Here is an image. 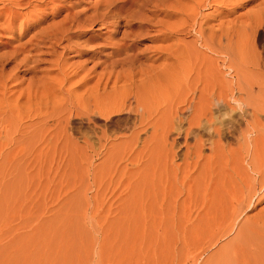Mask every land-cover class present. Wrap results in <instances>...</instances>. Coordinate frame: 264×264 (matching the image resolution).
Segmentation results:
<instances>
[{"label":"rangeland","instance_id":"374dc122","mask_svg":"<svg viewBox=\"0 0 264 264\" xmlns=\"http://www.w3.org/2000/svg\"><path fill=\"white\" fill-rule=\"evenodd\" d=\"M164 1L168 7L163 5L164 2H159L157 9L167 10L172 16H167L166 11L153 12L156 8L148 6L141 12V17L155 27L150 32L144 31L143 36L135 41H128L132 44L131 54H145L135 67L146 69L148 66L147 69H154L158 73L161 70L168 73L172 67L169 71L171 76L176 73L173 77L177 80L180 72L183 73L180 75H183V82L186 80L184 83H187L189 88L190 83H193L190 79L194 78L198 71L200 76L195 77L197 80L193 79L195 82L201 75L204 76L205 66L215 63L219 65H212L214 71L215 67L218 68V74L215 72L214 76L216 79L213 78L218 85L217 91L222 90L223 81V86H230L232 81L231 87L235 96L228 98L230 106L235 108L231 110L230 106L226 105L229 108L227 109L221 104V110L218 111L222 112L217 111L216 115L229 112L228 116L232 115L230 118H240L241 110L238 109L240 106L244 108V105L234 100L239 93V83L244 87L245 93H239L243 99L255 91L251 95L255 98L252 101L264 103V72L256 71L248 65V61L252 59L249 61L251 63L255 56L253 35L249 31L250 22L255 20L257 12L259 15L262 11L259 4L264 0H224L222 3L219 2L223 0H207L198 9L197 18L193 16L197 0ZM32 2L33 5L26 9L16 7L17 11L19 9L23 14L15 21L13 32L0 29V264H264V189L258 193L260 199L257 203L244 208L240 216L237 214L239 218L234 216L229 219V211H222L216 203L220 199L219 196H213L214 201L218 197L215 202L212 200L216 203L214 207L211 206V200H205L203 182L205 185L206 180L203 179V169L196 165L183 170L184 155L188 153V146L193 147L195 144L193 137L186 140L184 135L178 136L172 131L160 132L157 135L144 131L146 133L143 132L138 139L133 125L134 117H130L126 112L114 113L111 118L98 116V119L93 121L86 116V100L94 96L95 84L105 73L107 61H104L113 51L108 42L111 38L113 41L118 40L124 33L142 29L129 27L128 20L122 16L116 33L112 31L114 27L102 24L85 28H78L75 24L71 33L66 36L60 32L68 25L65 21L75 13L82 19L93 15L96 10L110 6L112 16L127 10L129 1ZM124 6L125 9H118ZM134 9L139 10L137 6ZM29 12L31 15H24ZM201 26L205 28V36L202 31L200 34ZM212 26L214 29L219 27L218 31L227 27L224 31L232 32L231 44L237 53H234L232 59L220 52L221 48L217 44V48L213 49L215 45L212 46L208 34L211 28L213 29ZM56 30L59 34L52 39L41 42L42 39L38 38L50 36ZM227 42L230 43L229 40L225 43ZM257 43L258 52L264 47V39ZM36 45L41 49L35 50ZM195 46L198 50H194ZM82 48L87 51L83 53L78 50ZM170 50L176 51L174 53ZM181 50L184 54L180 53L183 56L178 60L176 58L179 54L176 52H182ZM155 56L159 59L155 60ZM146 58H150V63ZM245 58H248V61ZM178 62L183 64L182 68ZM140 63L142 65H138ZM174 64L176 69L180 68V71L177 70L179 74L176 71L172 74ZM229 64H235L232 70ZM184 67H192L194 72L188 75L187 72L191 70L189 68L185 71ZM61 70L67 72L63 71V74ZM69 71L70 74L73 73V78L67 81L64 75L70 76ZM229 71L231 73H228ZM139 76L141 75L137 78ZM217 78H220L218 81H222V84L216 81ZM84 79H87V82L82 84ZM123 80L124 78L119 79L117 89H114L111 81L106 94L101 92L103 90L99 91V103L104 101L101 105L110 109L118 88L123 89L124 85L129 84V81L127 83ZM75 82L78 84L74 85ZM195 82L194 84L197 83ZM198 82V86L203 87V80L199 79ZM70 86L76 87L71 89ZM255 86L257 87L253 89ZM231 87L229 91H232ZM60 88H66V92ZM101 94L107 95L108 100L105 99L106 96L103 100ZM260 94L263 97L259 99L256 96ZM76 98L78 99L75 100ZM53 99L58 101L53 102ZM74 100L76 105L78 102L86 103V106H82L85 110L78 106L77 110L73 105ZM259 105L264 104L261 102ZM70 108L75 110L70 111ZM172 120L160 122L171 125ZM262 121L264 123V114ZM182 126L186 128L187 123L184 122ZM218 127L219 125L216 126ZM242 128H245L244 121ZM262 129L264 131V126ZM230 140L224 142L225 145L239 146L236 144L238 141ZM240 141L242 144L243 140ZM143 142H148L150 148L142 151V146L145 145ZM172 147L176 154L167 162L166 155ZM211 147L209 142L203 148L202 153L207 158H204L201 164H205L209 159L210 163L206 164L213 168V172H209L210 176L212 174L215 177L212 178V183L210 182L212 187L205 190L213 195V189L216 193L221 180L223 181V177L220 178L223 175L219 176L222 174L220 163H229L232 160L229 159L227 150L226 157L229 161L222 157L223 162L218 164L216 158L221 155L217 151L212 152ZM222 155L224 156V153ZM188 162L197 163L195 159H189ZM173 164L181 166L182 169L174 172ZM244 165L248 167L246 162ZM251 230L255 233L254 236Z\"/></svg>","mask_w":264,"mask_h":264},{"label":"bare ground","instance_id":"6f19581e","mask_svg":"<svg viewBox=\"0 0 264 264\" xmlns=\"http://www.w3.org/2000/svg\"><path fill=\"white\" fill-rule=\"evenodd\" d=\"M32 1L33 0H0V5H1L0 6V22H1L0 29L2 31H4V32L5 31L13 32L14 25H16L15 21H17L18 17L21 14H23L21 12V10H20L21 13L19 12V9L17 11L16 7L20 6V8L26 9V8L31 7L33 5ZM126 1L127 2L129 1L128 2L129 6H128L127 10L121 11V13L114 14L112 16L110 15V13H112V10L110 9V6H106V7L102 8V9H100L99 11L96 10L93 13V15H91V16L87 15L88 17L86 16V18H82V19H80L77 16L79 14L75 15L76 14L75 13L74 16H71L68 21L67 20L65 21L68 25H67V27L64 26V29L61 30V32H60L62 34H65L64 36H66V34L71 33V31H72L73 27L75 26V24H76V26L78 28H83V27L85 28V26H93V25H96V24H102V26L104 25V26H108V27L109 26L110 27H114L113 28L114 30H112V31H113V33H116V31H118V24L120 23V20H121L122 16L126 20H128V22H129L128 26L129 27H135L136 29L141 28L143 30V31L142 30L140 31L139 29L138 30H132L129 33H124L122 35V37L119 38L118 40L113 41L112 38H111V40L109 42L107 41L109 43L108 45H110V46L112 45L111 48L113 49V51H112L111 54H109V55L107 54L109 57L106 60L104 59L105 60L104 62L107 61L108 63L107 62L105 63V67H104L105 73L102 74L100 77L98 76L99 80H97L98 82H97V84H95L96 85L94 87L95 91L93 90L95 92L93 94L94 96L91 97L90 99L88 98V100H86V103H87V111H86L87 115L86 116H89L92 119V121H93V119L97 118L98 116H106V117H110L111 118L114 113L119 114V113H122V112H126L127 115H129L130 117H134V124L133 125L135 127V130L137 131V135L136 136H137L138 139L140 138V135H142V133L144 131L151 132V133H153V135H157L160 132L169 133V132L172 131V132H175L178 136L184 135L186 140L188 138H190V137H193V139L195 141V144H194L193 147L188 146V153H185V155H184L185 156V167H184L183 170H185L187 167H195L196 165H199L200 166L199 169H203L202 173H203L204 177H203V175H202V177H203V179L206 180L205 185H204V182H203L204 192L206 193V195L204 197L205 200L206 201L211 200V202H212L211 206L212 207H214L215 206L214 204L217 203V205H219V207L222 209V211H224V210L225 211L226 210L229 211V212L226 211L228 213V215H230L229 219H231L234 216L235 217H238V215L240 216L241 212L243 213V209L244 208L246 209V208H248L250 206H253L255 203H257L256 201L258 199H260V198H258L259 197L258 193L261 192L264 189V134H263L264 131H262L263 130L262 128L264 126V123H262L263 122L262 121V116L264 114V105H259V104H261V102H262V104H264L263 101H261V100H258V101H261V102L252 101V99L254 100L255 98H252L251 95H253L255 91L253 92L251 89L250 90L252 91L253 94L247 95V98L243 99L244 97L240 96L241 94H239V93L240 92L242 93V91L245 93V91H244V87L242 88V86H240L241 83H239V84H237V85H239L237 87V90L239 91V93L236 96V99H234V100L237 101V103H239L241 105H244V108L242 106H240V109H238V110H241L240 118H238V117L235 118V119H233L234 117L230 118L232 115L228 116L229 112L228 113L226 112L225 114L221 113L222 115H220V114L216 115V113L220 109V107L226 106V105L228 107L230 106L231 102H230V100L228 98H234L235 97L234 94H233L234 93L233 88L231 87L232 86L231 85L232 81L230 83V86H228L229 84L227 86H225V85L223 86L224 81H223V84H222V81H218V80H220V78L219 79L217 78L216 81H218L219 84L220 83L222 84V90L221 91H217L216 87H218V85H216V83L214 81V79H216V78H214L215 72H216V69L218 71L217 67L219 66L217 64V62H216L217 65H215V63L212 64V61H211L212 65L217 66V67H215L216 68L215 71L212 69V67H214V66H212L210 64L205 66L206 69L204 67L206 72L204 73V76L201 75V77H199V79L203 80V84H204V85L202 84L203 87H201V86L199 87L198 86L197 83H199L198 82L199 79H198V81H196L197 83L193 80L195 77L198 78L197 75H198V73H200L198 71L196 73V76H194V78L192 77V79H190L191 80L190 82L193 81L192 84H194V82L196 84H194V86H192V84L190 83L191 87H189V88L187 87V83L186 84L184 83V82H186V80L183 82V78L184 77L183 78L181 77L183 75H180V74H183V73L180 72V74H179L177 72V70L180 71L179 67H178L179 69H176L177 66L175 67V64L177 62L174 65H172V66H174V69H176V70L173 69L172 74L175 73L174 71H176L179 74V76L177 77V80L175 79L176 73L173 74V75H175L174 77H173V75L171 76V73L169 71L172 70V67L170 68V66L168 67V68L171 69V70L170 69L168 70L169 74L165 73L166 70H163V72H161L162 71L161 70V71H159V73L154 71V69L149 70V69H147L148 66L146 67V69L135 67L137 65L136 63L138 61H140V59L144 58L143 55H145V54H142V55L141 54L139 55L138 53L131 54L130 50L132 49V44H129L128 41L129 40L135 41L136 38H138L140 36H143L142 34H144V31L147 30V32H150V30H152L155 27L153 25H149L147 23L146 19H142L141 12L144 11L148 6L156 8L153 11V12H156V13L162 12V11L168 12L167 10H164V9H157L158 6H160L159 2H162V4L164 2L165 4H163V5L165 7H168V5H166L167 2L164 1V0H126ZM205 1H207V0H197V6H196V9H195V12L193 13L194 18H197L199 16L198 9L201 8V6L205 3ZM222 2H224V0L219 2V3H222ZM215 3H216V1H215ZM117 5L118 4H115V6H117ZM259 5L262 6V11H260L259 15L257 14L258 12L255 14V16L256 15L257 16H256L255 20L254 19L251 20V22H250L251 25L249 23L250 28H251L249 31H251V34L253 35V42H254L253 48L255 50V53H254L253 50H250V51H253L255 56L251 55V56L254 57L253 61H251V63H249V61L252 60V59H250L249 61H248V58L247 59L245 58V59H246V61H248V65L250 64V66L253 67L254 69H256V71L258 70L260 72H264V47L262 46L263 49H261L258 52H257V47L258 46L256 47V43L258 41L260 42V40H262V38L264 39V2L262 4H259ZM135 6H137V8H139V10H135L134 9ZM118 9L123 10V9H125V6L121 7V8H118ZM259 10H261V9H259ZM170 13L171 12H168L167 16H172V14H170ZM24 15L28 16V15H31V14L29 12V13H26V14L24 13ZM4 17H5V19H3ZM194 24H195V22H194ZM202 26L200 28L201 29L200 30V34H201V31H202L203 35L204 34L206 35L205 28H202ZM226 26H229V25H226ZM215 29L213 27V29L211 28V31H209L210 33L208 32V34L210 35L209 38L212 40V44L213 45L210 42H208V43H210V45H212V46H214V45L216 46V44H217L218 47L221 48L220 52L225 54L228 58L232 59V57H234L235 54L237 55L236 51H234V49H235V47H233L234 45L231 44L233 42V41H231L232 37L230 38V35L232 36V32H229L228 30L224 31L225 29H227V27L224 28V30L222 28V30L220 29L218 31L219 27L217 29V26H216ZM230 29H232V27H230ZM172 32H174V31H172ZM78 33H80V31H78ZM58 34L59 33L56 30L50 36L44 35V36H40L38 38L39 39L41 38L42 40H40V41L44 42L46 39H48V40H49V38L52 39V37L57 36ZM167 34H169V33H167ZM252 35L249 34V36H251V37H252ZM165 36H164V38H165ZM59 37H60V35H59ZM172 38H173V36H172ZM235 38H234V40H235ZM32 39H34V37ZM92 39H93V37H92ZM226 40L227 41L229 40L230 43L227 42V44H226L225 43ZM40 41H39V44H40ZM187 42H189V41H187ZM106 44H105V46H106ZM177 44H178V42H177ZM208 45L206 47H208ZM251 45H252V43H251ZM177 46L179 47V45H177ZM215 46L213 47V49L217 48V46L216 47ZM195 47L196 48L194 50H198V47L197 46H195ZM250 47H252V46H250ZM34 49L38 50V49H41V48H39L36 45ZM250 49H252V48H250ZM78 50H80L83 53H84V51H87L86 49H83V48L82 49H78ZM160 50H161V48H160ZM171 50H172V47H171ZM164 51H166V50H164ZM175 51L173 50L171 52L175 53ZM181 51L182 52H178V51L176 52V53L179 54L178 58H176V56H175V58L178 59V60H179V58L182 55V54L180 55V53H183V50H181ZM184 52H185V50H184ZM168 53H170V52H168ZM154 54H157V53H154ZM193 54H195V52H193ZM218 54H219V52H218ZM37 55H40V54H37ZM29 56H31V55H28V57ZM156 56H155V58H156ZM172 56L174 57V55H172ZM28 57L26 59H28ZM210 58H212V57H210ZM238 58L239 57H237V59ZM146 59L149 62L150 58H146ZM158 59L156 58L155 60H158ZM193 60H194V58H193ZM242 60L243 59H241V61ZM173 61L175 62V60H173ZM180 61H181V59H180ZM188 61H191V60L188 59ZM243 61H242V63L244 64ZM233 62H234V60H233ZM171 63L173 64V62H171ZM178 63H180V67H181V65L183 66V64H181V62H178ZM184 63H186V62H184ZM203 63H204V61H203ZM162 64L164 65V63H162ZM168 64H170V63H168ZM168 64H166V65H168ZM195 64H196V62H195ZM195 64H193V65H195ZM227 64H228V62H227ZM138 65H142V63H140ZM160 65L158 67H160ZM234 65H230L229 64V68L232 70L234 68L233 67ZM245 65H247V62H246ZM178 66H179V64H178ZM185 66L188 67L187 64H185ZM197 66H198V64H197ZM208 66H211V68L209 69ZM187 67L186 68L184 67L183 69H186L185 71H188L189 68H190V70L192 68V67H189V68H187ZM61 68L64 69L65 67H61ZM118 68H121V70L117 71ZM163 68H165V65H164ZM58 69H60V68H58ZM155 69H156V67H155ZM247 69H249V68H247ZM64 70H68V69H64ZM64 70H61L62 73H63ZM192 70L187 72L188 75H191L190 72H194ZM236 70H237V68H236ZM116 71H117V73H116ZM185 71H184V73H185ZM65 72H67V71H64V73ZM222 72L223 71H221V73ZM240 72H242V71H240ZM228 73H231V72L229 71ZM228 73H226V74H228ZM235 73H236V71H235ZM69 74H70V71H69ZM71 74H73V73H71ZM71 74H70V76H68V74L64 75V77H65L64 79H66L68 81L69 79L73 78L71 76ZM139 74L141 76H139V78H137V76ZM237 75H239V74H237ZM86 76H88V75H86ZM198 76H200V75H198ZM61 77H62V75H61ZM91 77H92V75H91ZM94 77H95V75H94ZM82 78H84V77H82ZM82 78H81V80H83ZM113 78H114V80H113ZM121 78H124V80L126 82L129 81V84L124 85L123 89L118 88L117 91H119V92H117L115 90L116 93L114 95L115 97H114L113 105L110 107V109H107L106 106L101 105L104 101L103 102L101 101V104L99 103L100 102L99 100H101V99H99L100 98L99 97L100 96L99 95V91L103 90L101 92L106 94V92H107L106 90L109 87V84H110L111 81H113L114 89H117L116 87L118 85V82H120L119 79H121ZM189 78H190V76H189ZM189 78H187V79H189ZM196 78H195V80H197ZM237 78H238V76H237ZM56 79H58V78H56ZM61 79L62 78H60V81H61ZM88 79H90V78H88ZM54 80H55V78H54ZM223 80H225V79H223ZM187 81H189V80H187ZM239 81H240V79H239ZM78 82L77 83L75 82L74 85L78 84ZM82 82H83L82 84H85L87 82V79H86V81L84 79V81H82ZM48 84H50V82ZM80 84H81V82H80ZM253 84L254 83H251V85H253ZM255 84H257V82ZM50 85L53 87L52 84H50ZM72 85H73V83H72ZM249 86L250 85H248V87ZM70 87H71V89H73L76 86H74L73 88H72V86H70ZM119 87H120V85H119ZM219 87H221V85ZM229 87L232 88V91H229ZM256 87L257 86H255L254 88L252 87V88L255 89ZM259 87H260V85H259ZM49 88L51 89V87H49ZM77 88H79V87H77ZM92 88H93V86L91 87V90H92ZM231 88H230V90H231ZM63 89H61V90H63ZM114 89H112V90H114ZM64 90H65L64 92H66V88ZM247 90H249V89H247ZM259 90H261V89H259ZM69 91L72 92L70 89H69ZM54 93L56 94V91ZM60 93L62 94V92H60ZM112 93L114 94V92H112ZM112 93H110V94H112ZM75 94H77V92ZM75 94H74V96H76ZM85 94L86 93H84V95ZM89 94L91 95V93H89ZM54 96H56V95H54ZM105 96L107 97V95H105ZM105 96H102V94H101V97L103 98V100H105V99L108 100V97L104 99ZM258 96H256V97L259 98V99L263 97V96H261V94H260L261 97L260 96L258 97ZM79 97H81V96L79 95ZM85 97H87V96H85ZM53 98H55V97H53ZM58 98H59V96H58ZM57 99H53V102H57L59 100V99L58 100ZM67 99H68V97H67ZM77 99L78 98H76L75 100H77ZM54 100H57V101H54ZM75 100H74V102H75ZM79 100H80V98H79ZM81 100H84V98L83 99L81 98ZM110 101H109V103H110ZM112 101H113V99H112ZM255 102L258 103L257 104L258 106L255 104ZM86 103L85 104L83 103V104L86 106ZM106 103H107V101H106ZM83 104L78 102V105H76V102L73 103V105H74V107L76 109H77V106H78L82 110L83 109L85 110V108H82ZM221 104H222V106H220ZM67 106H69V105H67ZM227 106H226V108H227ZM233 107L230 106L229 108L231 109ZM238 107H239V105H238ZM108 108H109V104H108ZM229 108H227V109H229ZM72 110H75V109L70 108V111H72ZM231 110H233V109H231ZM218 112H222V111H218ZM115 116H117V115L115 114ZM225 117H229V118H225ZM90 118H89V121H91ZM168 119H173L171 121V125L161 124L160 120L166 121ZM242 121H244V125H245L244 130H242L243 129L242 128ZM184 122L187 123V127L186 128H184V126H182ZM217 125H219L218 128H216ZM144 133H146V132H144ZM228 139L229 140L232 139L234 141H238V143H236V144H238L239 146L235 147L234 145H232V146L231 145H225V143H227ZM241 139L243 140L242 144L239 143V141ZM209 142H210V145L212 146L211 147L212 148V152L217 151L218 154L221 155V157L219 156V157L216 158V159H218V164L220 162H223V161H221L222 157H225L226 158L225 161H226L228 159L226 157L228 154H230V156H229L230 158L229 159L232 160V162L230 161L232 164L229 162L231 166L228 165L229 163H227V162L226 163L224 162L223 164L220 163L219 167L221 169L222 174H219V176L223 175V176L220 177V178L223 177L222 178L223 181L220 179L222 183L220 182L221 184L219 186L216 185V187L218 186V188L216 190V193H215V191L213 189V192H214L213 195L211 193H208V192L205 191V190H209L212 187V186H210L211 185L210 182L212 183V178H215V177L212 176V174H211V176L209 174L210 171L213 172L211 170L212 166H210V164H206L209 161V159L208 160L206 159L207 162L205 164H201V162L203 160H205L204 158H207V157H205L203 155L202 150L207 145V143H209ZM143 144H145V145L142 146V148H143L142 151L146 150L147 148H150V146H148L149 145L148 142H143ZM227 150H228L229 153L227 152ZM223 153H224V156L222 155ZM175 154L176 153H174L173 147H172L170 152L168 153V155H166V161L168 162L171 158L175 157ZM189 159H195L197 163H189L188 162ZM229 159H228V161H229ZM213 161L215 162V159ZM245 162L248 165V167H246V165H244ZM208 163H210V162H208ZM200 164L204 165V167L202 168ZM213 164L216 165V163H213ZM226 167H228V168H226ZM172 169H173L174 172L177 173V172H179V170L182 169V167L173 164L172 165ZM214 171H216V168H215ZM215 173H217V172H215ZM218 184H219V182H218ZM217 194H219V195H217ZM215 195L219 196L220 199H218V197H217L218 200L217 199L216 200L218 202L213 203V201H214L213 196H214V198H216ZM254 199H255V201H253ZM219 200H221V201H219ZM219 207H218V209H219ZM221 209H220V211H221ZM251 232H252V230H251ZM251 232H249V233L252 234L253 232L252 233ZM254 235H255V233H253V236ZM244 237H246V236H244ZM252 240H250V241L252 242ZM257 240H259V237H258ZM253 241H255V240H253ZM260 241L262 242V240H260ZM256 242L258 243V241H256ZM261 242H259V243L261 244ZM252 243H253L252 245H254V242H252Z\"/></svg>","mask_w":264,"mask_h":264}]
</instances>
